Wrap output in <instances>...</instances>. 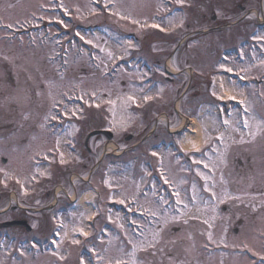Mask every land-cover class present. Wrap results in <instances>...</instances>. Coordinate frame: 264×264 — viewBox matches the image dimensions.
I'll use <instances>...</instances> for the list:
<instances>
[{
    "label": "rangeland",
    "instance_id": "rangeland-1",
    "mask_svg": "<svg viewBox=\"0 0 264 264\" xmlns=\"http://www.w3.org/2000/svg\"><path fill=\"white\" fill-rule=\"evenodd\" d=\"M204 1L203 8H196L207 15L204 25L201 26L198 20L190 22L186 32L182 33V28L175 35L176 41L198 26L202 29L211 27L209 18L213 16L212 11L218 19L223 16L226 2ZM178 3L173 1L171 6ZM99 4H106V8L102 5L97 8ZM166 7L162 0H0V193L7 185L13 192L8 196L1 195L0 223L9 217L3 212L8 201L13 205L16 198L21 201L24 197V203L19 204L25 208L38 209V206L50 205V199L39 202L35 197L38 182L48 187L53 180V174L42 162L53 151L61 161L60 165L68 163L72 157L69 146H73L68 143L69 135L84 124L91 130L99 127L112 131L115 143L126 148L133 141L118 140L124 132L133 134L134 140H140L154 125V118L164 112L168 115V127L177 130L179 121L175 108L178 110L181 101L183 117L191 113L204 121L205 127H210L205 134L208 138L206 149L202 153H190L189 160L177 147L182 134L172 138L166 136L164 123L157 125L158 131L153 134L156 139L148 140L140 151L128 153L124 159L110 155L105 163L104 181L98 177L91 180L94 182L92 187L95 185L100 195L93 229L86 224L89 210L81 209L79 205L74 208V214L61 216L46 212L51 217L47 223L38 212H26L32 232H19V237L24 239L43 234L55 222L63 224L57 227L62 236L57 251L37 254L34 261L23 245L16 248L19 242H14L11 243L15 246L13 251H18L19 256L10 257L7 246L0 251V264H56L53 260H57L64 251H70V264H79L75 257L81 248L91 254V264H117L118 261L120 264H262L264 83L249 84L244 90L232 80H222L228 86L230 97L245 100L252 112L246 117L247 129L242 130L235 113L223 121L215 115L214 107L218 100L230 97L220 96L223 88L218 87L219 79L214 82L213 75L219 70H240L248 77L264 78V32L254 29L256 23L259 20L264 23V19L251 15L250 28L243 24L233 29L228 24L238 20V16H234L220 35L206 32L197 35L186 49L183 45L171 63L180 70L193 67L201 76L195 80L197 82H213L204 99L192 97L193 92L188 91L178 100L181 91L176 93V88L186 84L188 73L179 77L182 81L177 83L173 81L179 78L165 76L161 69L151 65L146 70L137 68L134 63L133 67L117 69L116 72H109L108 65L111 61L119 64L117 57L120 54L129 57L134 51L144 48L137 43L128 49L132 45L128 40L130 34L139 35L144 22L155 17V22L162 27L178 24V15H174V19L165 18L163 11ZM248 7L256 12L261 10L253 2ZM54 22L56 32L58 23L68 35L57 39V44L52 41L40 43L43 37H55ZM5 24L19 27L24 33L18 31L22 35L19 38L8 37L2 30ZM27 25L30 29L26 28ZM251 28L250 48L241 51L245 62L237 64L229 54L226 61L218 60V63L219 55H224L220 49L230 45L231 38L242 37ZM65 39L71 41L68 43ZM81 40L88 46L86 50L81 49ZM157 45H148V51L150 54L156 52L158 56L154 55V59L163 61L173 46ZM56 52L60 59L50 60ZM61 57L66 59L65 62ZM166 79L172 80L174 90L169 88ZM149 101H155V104L143 112L133 108ZM186 105L188 108L184 109ZM160 116L165 117L163 114ZM50 122L57 125L49 126ZM62 124L66 130H56ZM145 127L147 129L143 132ZM99 139L104 141L102 137ZM158 139H163V146L156 144ZM152 143L153 152L149 148L147 150ZM143 150L147 153L145 156L152 154V157L144 158ZM135 158L136 163L132 160ZM2 159L6 160L5 163H1ZM143 160L153 162L155 172H164L163 180L170 182L172 192L179 197V203L172 200L171 210L161 209L165 198L161 197L156 202L155 197L160 194L157 186L151 188L149 198L140 191L146 173L141 165ZM95 163L92 161L90 166ZM54 178L63 184L66 181L58 176ZM86 189L84 196L90 194L89 201L92 202L93 193ZM131 198L142 210L146 208L152 213L148 215L156 216L155 220L149 219L152 220L150 223L146 220L139 223L134 232L126 228L120 213L105 205L106 200H119L120 203ZM223 207L225 209L221 210ZM79 229L89 233L83 244L75 237ZM243 251L253 258H246ZM4 255L9 257L5 262Z\"/></svg>",
    "mask_w": 264,
    "mask_h": 264
},
{
    "label": "flooded vegetation",
    "instance_id": "flooded-vegetation-1",
    "mask_svg": "<svg viewBox=\"0 0 264 264\" xmlns=\"http://www.w3.org/2000/svg\"><path fill=\"white\" fill-rule=\"evenodd\" d=\"M259 3L260 0H227L226 7L224 8L226 11L224 12L223 16L221 18H216V14L213 16L211 15L210 22L212 23L211 27L209 26L206 29H202L201 26L204 25V19H207L206 13L201 9H196L197 7L203 8V5L205 3L204 0H181V2L178 4L180 8H182L181 13H179L178 17L180 19V22L175 26V32L173 34H178L180 31L186 32L188 28H190L189 23L194 22L195 20H198V23L201 26H198L195 31L189 34V37H185L186 39L183 42H176V37L171 35V33L167 36L165 35H153L150 34L149 37L152 36V38L149 39V41L162 43L168 47L175 44L176 51L182 49V46L184 45V49L188 46V44H191V39L194 35L198 34H205L206 32H212V34L220 35L222 33V30L224 29L225 25L228 23L230 18L234 16H238V20L233 22V20L228 24L235 29V27L241 26V25H247L248 28H250L251 21H250V13L248 11V6L251 2ZM261 5L264 7V0L260 1ZM217 4V3H215ZM218 5V4H217ZM196 9V10H195ZM249 13V14H248ZM206 31V32H204ZM249 32H247L242 37H233L231 38L232 42L230 45H227L226 47H232L236 44L242 45L240 43H244V45H249V43H245L246 39L249 38L248 35ZM186 35V34H185ZM184 35V36H185ZM190 39V41H188ZM148 40V39H147ZM224 40H221V42ZM241 41V42H240ZM199 45V43H196ZM203 45V44H202ZM201 45V46H202ZM181 51V50H180ZM163 53L165 51H162ZM168 54V53H167ZM154 55L156 56L157 53L153 54L152 56L148 55L147 58L150 60H154ZM158 56V55H157ZM157 60L156 62H158ZM211 81H207L203 83V81H195L191 80L189 84L187 85L186 92H193L191 95L193 96H199L201 94L204 95V97L209 94L211 91ZM87 124H84L82 127L78 128L77 132H72L69 136V143H72L74 145V151H72V157L68 161V163L65 164H59L58 159L56 158L55 152L48 153V157L46 156L43 160L42 165H47V171L51 172L53 174V180L51 184L47 187H44V183L38 182L37 184V192L35 197L39 202H44L48 199L51 200L50 205L47 207V205L44 206H38V209H30L25 208L22 206L24 203V197H22V200L15 199L13 202V205L11 204V201H8L5 209H3V212L8 213V218L5 220V223H19V222H26V224L29 226L28 218L26 217V212H38V214H41L42 220L44 222H50L51 217L50 214L47 215L46 212H55L60 213L61 216H64L68 213L74 214V208L75 203L81 194L82 191L85 190V188H93L96 190L95 185L92 187L91 180L93 177H98L104 181L105 179V170L106 165L104 162V156L101 158L102 153L104 151V144L105 140L102 142L99 139V136L95 137L94 139H86L87 134L90 132V128H87ZM95 130H101L100 128H96ZM124 139H126V136H124ZM130 149V148H129ZM129 149L122 152L121 157L125 156ZM46 155V154H45ZM97 158V159H96ZM96 159V160H95ZM92 161H96L95 165L90 166ZM60 177L65 178L66 181L63 184L59 180L55 179L54 177ZM47 179V178H46ZM2 193V194H1ZM0 193V199L2 198L1 195H10L12 193V188H10L9 185H7ZM99 198V195H97ZM56 215V214H55ZM71 216V215H70ZM55 217V216H54ZM55 220V218H54ZM63 226V224H58V222L54 223V226L52 228H49L47 231H45L43 234L39 233V236L37 237H30V238H22L19 237L18 233L22 232L23 234H28L32 232L31 226L29 228L25 226L20 225H13L12 227L6 229V232H8L6 235H3V238L6 242V248L8 246L9 253L8 255L10 257H18V251H13L15 246L11 243L19 242L16 246H24V248H27V242H30L32 239L38 238L42 242H47L54 238L56 234H59V229L57 227ZM14 231V233L12 232ZM79 232H81V229H79ZM78 232V233H79ZM60 235V239L62 240V236ZM66 264V263H65Z\"/></svg>",
    "mask_w": 264,
    "mask_h": 264
},
{
    "label": "bare ground",
    "instance_id": "bare-ground-1",
    "mask_svg": "<svg viewBox=\"0 0 264 264\" xmlns=\"http://www.w3.org/2000/svg\"><path fill=\"white\" fill-rule=\"evenodd\" d=\"M220 84L219 87L222 86L223 89H221V97H230L231 94L228 92V86H226L225 83L222 82L223 78L218 77ZM189 129L183 136L182 140L180 141V148L185 152H198L202 149V147L206 144L207 136L204 134L205 129V122L202 121L198 117H192L189 120ZM209 125V123H208ZM189 141H192L195 143L196 148H193L192 143H189ZM88 196L82 197L80 200V207L82 209L85 208H91L90 204H87L86 199ZM90 215V214H89Z\"/></svg>",
    "mask_w": 264,
    "mask_h": 264
},
{
    "label": "snow or ice",
    "instance_id": "snow-or-ice-1",
    "mask_svg": "<svg viewBox=\"0 0 264 264\" xmlns=\"http://www.w3.org/2000/svg\"><path fill=\"white\" fill-rule=\"evenodd\" d=\"M177 2H181V0H177ZM134 22H135V21H134ZM9 26H10V25H9ZM231 98H232V97H230V99H231ZM129 99L131 100L132 98L129 97ZM227 123H228V121H225V124H227ZM245 127H248V122H247V121H245ZM205 132H206V130H205ZM252 135L254 136L255 133H252ZM220 139H222V137H221ZM189 143H192L193 148H196L195 143H193L192 141H189ZM62 162H63V161H62ZM106 183H107V182H106ZM179 202H180V201L177 200V203H179ZM209 238L211 239V236H209ZM73 243H77V241L73 240ZM134 249H135V245H134ZM133 255H134V253H133ZM117 264H120V262L118 261Z\"/></svg>",
    "mask_w": 264,
    "mask_h": 264
}]
</instances>
